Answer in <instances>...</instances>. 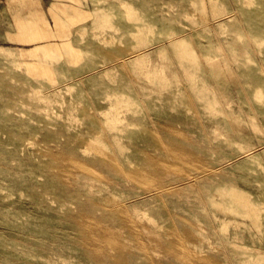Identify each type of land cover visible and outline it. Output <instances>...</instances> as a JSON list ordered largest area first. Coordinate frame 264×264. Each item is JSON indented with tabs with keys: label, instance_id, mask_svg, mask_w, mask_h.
Here are the masks:
<instances>
[{
	"label": "rangeland",
	"instance_id": "obj_1",
	"mask_svg": "<svg viewBox=\"0 0 264 264\" xmlns=\"http://www.w3.org/2000/svg\"><path fill=\"white\" fill-rule=\"evenodd\" d=\"M264 0H0V264H264Z\"/></svg>",
	"mask_w": 264,
	"mask_h": 264
},
{
	"label": "bare ground",
	"instance_id": "obj_2",
	"mask_svg": "<svg viewBox=\"0 0 264 264\" xmlns=\"http://www.w3.org/2000/svg\"><path fill=\"white\" fill-rule=\"evenodd\" d=\"M256 95H257V97H261V96H263V93H261V91L260 90H258L257 92H256ZM264 97V96H263Z\"/></svg>",
	"mask_w": 264,
	"mask_h": 264
}]
</instances>
